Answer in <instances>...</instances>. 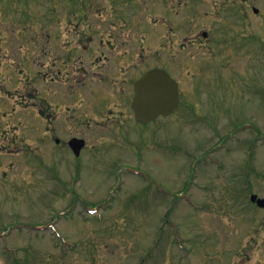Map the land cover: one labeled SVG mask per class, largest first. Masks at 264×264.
Wrapping results in <instances>:
<instances>
[{"label":"rangeland","instance_id":"obj_1","mask_svg":"<svg viewBox=\"0 0 264 264\" xmlns=\"http://www.w3.org/2000/svg\"><path fill=\"white\" fill-rule=\"evenodd\" d=\"M80 58L104 59L108 79L78 71ZM147 64L178 79L181 104L135 123L147 142H124L119 108L133 111L120 90ZM29 90L41 115L22 108ZM70 114L109 124L79 156ZM258 136L264 0H0V264H264ZM49 222L53 234L35 228Z\"/></svg>","mask_w":264,"mask_h":264},{"label":"flooded vegetation","instance_id":"obj_2","mask_svg":"<svg viewBox=\"0 0 264 264\" xmlns=\"http://www.w3.org/2000/svg\"><path fill=\"white\" fill-rule=\"evenodd\" d=\"M159 3H164V0H159ZM171 6L173 7V9L175 8L174 5H171ZM81 8H82V5H81ZM90 11H92V9H90L88 7H84V11L82 12V10H81V14L84 15V14H86V12H90ZM172 15H173V13H171L169 15V18L167 16L164 17L165 21L168 24L167 27H166V29L168 30V32H170L171 29H173L175 27L174 26V21L171 18ZM157 21H159V20H157ZM161 24H162V22H161ZM151 29H154V28H151ZM205 32H208V31L207 30H204V31L201 32V34H202L203 37L208 38L209 33H206V35H205ZM198 38H199V35L193 37L191 39V41L198 40ZM72 47H73L72 52L79 51L80 50V47H81V44L78 43V44H76V45H74ZM84 49H87V50H83V51H88L89 50L88 49V46H85ZM69 50H70V48L65 49V51H69ZM103 56H105V55H103L101 53L100 54V57H103ZM103 60L104 59H96V60H92L93 63L91 62L89 64H86L85 63V60L80 58L78 61H76V63H78L77 70L78 71H84V72H86V71H91V70H93L95 68H104L103 70H107V71H105V73H102V76H103V78L108 79L109 65L107 64V66H106V64H100V62H102ZM105 60L107 61V59H105ZM96 62H98V63H96ZM103 62H105V61H103ZM159 65L160 64H152L151 67H158ZM127 66L131 67L132 64L127 65ZM147 66L148 67L146 69H144L142 72H140L138 74V76L130 82V86L126 88L125 92H122V89L120 90V96H123L124 95L125 98L130 99V103L129 104H130V107H131V109L133 111V114H131V113H129V109L127 107L123 106L124 108H119V113L120 114H122V115L123 114H127L128 115V118H129V121H130V125H131L130 127L128 125H124L125 126V129L127 131H124L123 130L122 133L123 134H129V137L127 139H125L124 142H147L149 140V138H150V132L147 129H144V130L143 129H139L138 137H136V135H135L136 132L134 131V130H136V129H134L136 127L135 126V123L138 122L140 124L147 125L150 122L142 123V122L138 121L135 118V113H134L133 106H132V101H133V97H134V85H135V81L138 78H140L147 70H149L151 68V67L149 68L150 64H147ZM122 80H126V79H122ZM82 86L84 88L85 87H89V85L86 84L85 82H83ZM30 95H32V93H30ZM35 97H36V95H35ZM34 105L37 106V101L34 102ZM68 108H69V106H68ZM40 109H42L41 106H40ZM98 111L100 113H103V112L107 113L108 112L109 115L107 116V119L110 116V113H115V110L113 108H111V107L108 108V111L107 110H104V109H101L100 110V108H98ZM68 117H72V114L68 115ZM70 120L72 121V123H74L73 122L74 117H72ZM124 122L125 121L123 120L122 123L124 124ZM108 125L109 124L105 123L104 120H98V119H94L93 120V119H91V117H89L87 119H83L81 121H77L76 124L74 123V125H73V127L77 130V132L74 133L73 135L69 136L68 138H65V142H69L72 138H84L85 139V142H87V138L85 136V134L87 132L93 134V136H94V134H97L99 132V130L106 129L108 127ZM120 128H121V126H120ZM161 129H164V127L161 128ZM105 138H106L105 135L99 136V138H97V140L95 138H93L92 139V142H106V139ZM162 141H164V140H162V137H160L158 139V142H162ZM87 146L88 145L86 143L85 149H86Z\"/></svg>","mask_w":264,"mask_h":264},{"label":"water","instance_id":"obj_3","mask_svg":"<svg viewBox=\"0 0 264 264\" xmlns=\"http://www.w3.org/2000/svg\"><path fill=\"white\" fill-rule=\"evenodd\" d=\"M178 103L177 82L166 70L151 69L137 81L133 106L139 120L146 122L159 114H168L177 107ZM73 145L79 153L83 142L78 141ZM252 199L264 205V198H257V195L253 194Z\"/></svg>","mask_w":264,"mask_h":264}]
</instances>
